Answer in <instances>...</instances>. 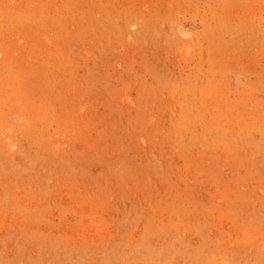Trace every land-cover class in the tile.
Instances as JSON below:
<instances>
[{
    "label": "rangeland",
    "instance_id": "1",
    "mask_svg": "<svg viewBox=\"0 0 264 264\" xmlns=\"http://www.w3.org/2000/svg\"><path fill=\"white\" fill-rule=\"evenodd\" d=\"M0 264H264V0H0Z\"/></svg>",
    "mask_w": 264,
    "mask_h": 264
}]
</instances>
